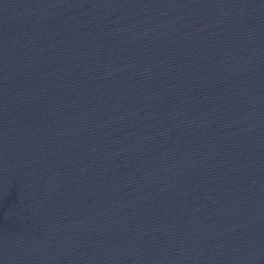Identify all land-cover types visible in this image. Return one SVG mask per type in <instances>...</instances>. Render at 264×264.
I'll list each match as a JSON object with an SVG mask.
<instances>
[{
	"label": "water",
	"instance_id": "95a60500",
	"mask_svg": "<svg viewBox=\"0 0 264 264\" xmlns=\"http://www.w3.org/2000/svg\"><path fill=\"white\" fill-rule=\"evenodd\" d=\"M0 264H264V0H0Z\"/></svg>",
	"mask_w": 264,
	"mask_h": 264
}]
</instances>
